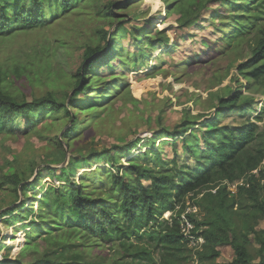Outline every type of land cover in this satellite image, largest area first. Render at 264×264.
I'll return each instance as SVG.
<instances>
[{"label": "trees", "instance_id": "1", "mask_svg": "<svg viewBox=\"0 0 264 264\" xmlns=\"http://www.w3.org/2000/svg\"><path fill=\"white\" fill-rule=\"evenodd\" d=\"M161 1L168 14L176 15L178 29L201 27L205 13L207 19H217L221 33L215 43L225 44L221 53L231 54L234 43L243 41L247 56H234L224 73L218 76L214 73L213 79L220 83L234 66L246 80V91L264 98V0ZM73 2L0 0V36H8L15 30L43 28L68 15ZM84 2L96 15L110 22L115 17L114 9L129 7L125 0ZM116 23L112 47H107L109 30H97L85 44L82 65L75 73L65 76V82L75 90L67 102H58L51 91L28 100L25 94L10 89L14 76H20V68H13L10 80L8 70H0V143L6 138L36 135L38 124L46 119H63L64 123H70L68 129L52 139L42 138L52 146L46 157L53 155L61 163L68 152L65 147L69 146L67 138L72 129L84 131L91 125L81 117L82 111H91V121L100 112L110 114L113 110L110 101L118 92L125 103H139L121 73L95 76L93 87L89 86L86 75L101 64L113 71L110 64L115 58H119L123 70L146 64L150 57L147 50L167 47L170 37L165 29L132 26L136 51L115 50L121 38L128 34L126 23L117 20ZM202 43L203 48L191 55L193 61L202 57L214 42L203 39ZM175 45L173 42L165 53ZM81 92L82 98L78 96ZM210 95L214 99L216 119L215 116L204 119L203 128L184 120L176 126L177 130H162L150 139L155 142L161 135L174 138L178 134L184 155L194 162L193 166L187 161L179 163L180 154L176 150L171 158H164L158 149L148 148L131 157L124 168L119 161L123 150L114 147L101 154L94 153L92 163L105 160L119 173L97 166L84 172L80 184L75 186L70 184L71 176L89 162L82 156L71 157L59 169L45 166L44 172L40 169L30 182L33 158L27 160L28 164L15 159L9 164L13 166L10 170L0 165V189L3 192L9 189L7 197L4 194L0 202V210L14 205L21 194L26 196L44 175L65 182L44 189L37 200L35 221L25 226L32 227L27 240L13 259H8L10 248L5 247L0 264H264V226L260 227L264 219V99L254 120L247 117L237 127L220 124L221 114L231 116L236 112L242 116L252 109L255 98L230 86ZM104 100H110L108 106L103 104L101 110L94 111ZM193 126L196 127L192 129ZM234 183L240 184L231 193L228 187ZM96 187L100 188L98 194ZM6 201L9 204L4 206ZM23 206L17 204L0 213V217L15 213L20 218L32 211ZM187 208L196 210L187 213ZM166 212L167 218L163 216ZM184 214L192 225L190 235L203 240L200 249L190 247L181 231ZM84 240L110 244L112 252L93 254L85 249ZM221 246H228L232 257L216 263Z\"/></svg>", "mask_w": 264, "mask_h": 264}, {"label": "rangeland", "instance_id": "2", "mask_svg": "<svg viewBox=\"0 0 264 264\" xmlns=\"http://www.w3.org/2000/svg\"><path fill=\"white\" fill-rule=\"evenodd\" d=\"M126 1L129 4L128 9H114L115 17L112 22L102 15H96L94 9L84 0H74L68 15L53 20L43 28L15 30L8 36H0V70L7 69L10 80L13 68H20L18 70L20 76H14L13 83L10 85L11 91L25 94L28 100L51 91L61 103L67 102L75 91L72 84L68 85L65 82V76L75 73L82 65L85 44L90 41L91 36L97 30H102V28L109 30L106 41L107 47L110 48L115 43V39L111 40V37L113 32H116V20L126 23L128 34L121 38L119 45L115 48V50L124 48L123 52H135L137 49L131 37L132 26L165 29L170 37L167 47L162 46L161 49L155 47L147 50L150 57L146 64L139 67L131 66L123 70L119 67V58H115L110 64L114 67L113 71H108L107 66L101 64L86 75L89 86L93 87L95 76H108L111 72L121 73L124 81L128 82L131 95L139 100V103L136 105L130 102L125 103L119 96L120 92L116 95L113 92L111 101L104 100L101 105L93 109L99 111L103 104L108 106L110 101L113 106V110L109 111L110 114L100 112L101 117H96L91 121L93 116L91 111H82L81 117H84L91 125L84 131L79 130L78 132L75 127L72 129L67 138L69 146L65 147L68 152L63 166L61 164L64 161L59 163L58 158L54 159L53 155L46 157V154L52 149L46 140L60 136L70 126V123H64L63 119L42 121L38 124L36 135L3 140L0 143V165L10 170L13 166H9V164L13 163L15 159L18 158L20 162L28 164L27 160L33 158L35 162L31 168L34 171L29 179L30 182L40 169L44 172L45 166L59 169L65 167L71 157L82 156L89 162L80 169L81 171L77 169L71 176L70 184L75 186L80 184L79 178L84 172L93 171L97 166L108 168L115 174L119 173L105 160L100 159L92 163L94 153L101 154L114 147H116L114 149L123 150L119 161L124 168L127 167V161L131 157L145 152L148 148L158 149L164 158H171L176 150L180 154L179 163L187 161L189 166H193L194 162L189 161L190 159L184 155L181 138L178 134L174 138L161 135L155 142L150 139H154L155 135L162 130L169 132L177 130L176 126L184 120L201 125L204 119L209 120L214 117L216 110L213 108V96L210 94L218 93L228 86L233 90H240L242 94L254 97L255 100L248 113L242 114V116L236 112L231 116L222 113L219 123L238 127L247 117L254 120L264 98L255 92L246 91V80L238 75L236 68L232 66L228 74L218 84L213 79L214 73L217 76L224 73L234 56H247L243 41L238 40L234 43L231 54L221 53L225 44L224 42L215 43L221 33L220 23L217 19H207L208 15L204 17L205 13L202 16L205 19L201 21V27L178 29L175 22L176 15L168 14L162 1V5L155 9L153 0ZM214 8L215 6L211 7L209 12H212ZM203 39L214 43L202 57L193 61L191 55L203 48ZM173 42H176L174 48L165 53ZM151 65H155V67L151 68ZM25 75L28 76V79H25ZM117 91L115 90V92ZM83 95V92L78 94L80 98ZM195 127L193 126L192 129ZM201 127L203 128L202 125ZM43 137L47 139H42ZM149 140L151 142H148ZM4 164H8V166ZM63 183L65 182H58L48 175H44L33 189L26 192V196L21 194L15 203H23V209L29 207L28 209L31 210L30 208H32L31 212L24 213L20 218L15 216V213L0 217V259L5 247L10 248L8 259H13L27 240V232L32 227L25 226L35 221L37 200L44 189L48 185L58 186ZM84 184L86 186V182ZM98 189L100 188H95L97 194L99 193ZM8 190L3 192L0 189V202L5 198ZM4 194L5 196H3ZM8 204L6 201L4 206ZM12 207L13 205L9 206V208ZM168 215L169 213L166 212L163 216L167 218ZM263 226L264 219L260 221V227ZM86 244L85 249L91 250L93 254L104 252L110 255L112 252L110 244L94 240L86 241ZM218 249L221 255L216 259V263L231 259L232 253L228 246H221Z\"/></svg>", "mask_w": 264, "mask_h": 264}, {"label": "built area", "instance_id": "3", "mask_svg": "<svg viewBox=\"0 0 264 264\" xmlns=\"http://www.w3.org/2000/svg\"><path fill=\"white\" fill-rule=\"evenodd\" d=\"M255 172V171H254ZM237 184L240 183H234L232 185H230L228 188L232 193L236 192L237 189ZM233 189V190H232ZM195 208H187L186 212H190V211H195ZM182 223H181V231L183 233V235L186 237V239L188 240V244L190 247H194L195 249H200L201 244L203 243L202 238L199 237H195L190 235V230L192 228V225L189 223L188 219L186 218L185 214L182 216Z\"/></svg>", "mask_w": 264, "mask_h": 264}, {"label": "bare ground", "instance_id": "4", "mask_svg": "<svg viewBox=\"0 0 264 264\" xmlns=\"http://www.w3.org/2000/svg\"><path fill=\"white\" fill-rule=\"evenodd\" d=\"M154 1V3H155V7H154V9L157 7V6H160V5H162V2H161V0H153ZM151 2V1H150ZM158 8V7H157ZM160 9V8H159ZM162 10V9H161ZM163 12V11H162ZM162 14V13H161ZM139 88V87H138ZM137 91V90H136ZM220 114V113H219ZM219 116V115H218ZM216 117L217 116H215V119H216ZM82 169V168H81ZM79 171H81L80 169H79ZM32 199V198H31Z\"/></svg>", "mask_w": 264, "mask_h": 264}, {"label": "water", "instance_id": "5", "mask_svg": "<svg viewBox=\"0 0 264 264\" xmlns=\"http://www.w3.org/2000/svg\"><path fill=\"white\" fill-rule=\"evenodd\" d=\"M65 164V160H64V162L61 164V166H63ZM36 175V174H35ZM20 202H18V204H19ZM14 205H17V204H14ZM13 205V206H14ZM9 209V207H6V208H2L1 210H0V213H2L3 211H5V210H8Z\"/></svg>", "mask_w": 264, "mask_h": 264}]
</instances>
